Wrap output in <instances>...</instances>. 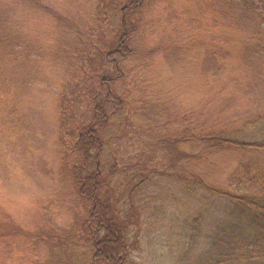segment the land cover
I'll list each match as a JSON object with an SVG mask.
<instances>
[{
    "label": "trees",
    "instance_id": "obj_1",
    "mask_svg": "<svg viewBox=\"0 0 264 264\" xmlns=\"http://www.w3.org/2000/svg\"><path fill=\"white\" fill-rule=\"evenodd\" d=\"M49 1L54 0H0V185L4 173H8L6 167L13 161L22 163L23 147L28 144L22 126L30 119L29 107L16 111L18 105L12 103V97L16 95L19 103L26 101L27 105L37 97L36 93L45 90L36 85L44 81L47 87L51 85L38 66L42 58L39 51L47 41L42 25L55 24L61 30L74 28L89 42L77 54V60L84 62L80 66L83 74L79 75L83 80L76 77L75 81L83 84L84 95L79 97V113L75 106L70 117L73 131L65 166L75 168L71 177L74 187L80 189L77 205L73 206L74 231L82 234L84 245L80 243L89 252L87 264H132V251L125 240L129 222L109 211L114 210L116 198L124 190H129V198L135 185H143L150 176L173 178L181 194L176 203L183 206V215L168 219L179 238V245L170 251V264H264V0H208L205 7L210 9L212 21H205L222 35L221 47L210 50L214 59L219 57L221 72L210 77L213 90L200 100L201 104L180 106L175 129H167L168 134L156 138L146 137L145 133L143 138L137 135L147 130L144 126L148 121L140 115L147 116L142 102L147 103L150 98L157 101L159 97L171 99L159 74L161 66L153 65L152 56H147L162 43L158 41L140 54L144 57L139 62L146 92L138 96L141 112L135 118L137 125L124 134L133 141L121 137V133H109L107 138L104 134L112 126L114 100L128 101L132 94L131 83L124 82L125 77L119 72L131 69L124 67L126 55L136 51L130 28L134 26L133 17L141 10V0L122 3L115 35L100 41L103 51L96 50L89 31L82 33L81 23ZM179 31L185 33L183 28ZM157 32L158 26L151 24V40L156 39ZM175 32L176 28H170L171 34ZM61 40L65 45L63 35ZM194 41L186 39L185 44L192 47ZM123 45L127 54L120 51L114 60L105 57L107 49ZM168 47L173 49L179 44L171 42ZM170 55L173 66L181 64L178 52ZM133 60L138 59H127L129 67ZM163 60L167 65L169 56ZM20 137L25 142L18 145ZM122 138L126 140L124 144H131L133 155L111 156V160L108 157L103 161L104 153ZM157 148L162 149L165 159H149V150ZM92 161L94 171L89 170ZM76 171L80 173L73 176ZM123 206L122 213L131 218L134 207L130 201L127 199ZM9 214L0 210V264L9 261V237H22L27 244L28 239L42 238L22 229ZM45 235L46 243L57 244L56 237ZM173 238L170 233L169 239ZM137 255L143 257L141 253Z\"/></svg>",
    "mask_w": 264,
    "mask_h": 264
},
{
    "label": "rangeland",
    "instance_id": "obj_2",
    "mask_svg": "<svg viewBox=\"0 0 264 264\" xmlns=\"http://www.w3.org/2000/svg\"><path fill=\"white\" fill-rule=\"evenodd\" d=\"M126 1L128 4L137 0L49 2L67 16L71 14L81 23L82 33L89 31V34L93 35L96 50H101L100 41H105L107 36L110 38L115 35V28L121 17L120 11ZM206 3L208 0H141V10L133 17L134 26L130 28L137 48L126 55L124 67L125 70L131 69L128 72L124 70L119 72L125 77L124 82L128 80L131 83L129 90L132 94L128 95V101L114 100L112 126L104 137H109V133L115 135L121 133V137L133 141L134 138L124 134L137 125L135 118L141 112L138 96L140 92L141 94L146 92L143 66L142 62H139V59L144 57L140 54L151 49L158 41L162 43V47L147 56H152L150 62L153 65L161 66L162 73L159 74L171 99L164 100L159 97L157 101L150 98L146 100L147 103L142 102L147 116L140 115L147 119L148 123L144 126L147 130L139 133L137 137L143 138L144 133L149 138L168 134L167 129H175V116L180 106L187 108L201 104L200 100L210 94L213 90L210 77L222 69L219 57L216 55L214 59L210 50H218L221 47L222 35L217 34L211 22L205 21L211 18L208 12L210 9L205 7ZM151 24L159 28L155 40H151L150 37ZM173 27L176 28L175 34L170 33V28ZM181 28L185 33L179 31ZM42 29L47 41L39 51L42 58L38 66L40 72L46 74L51 85L47 87L45 81L36 85L45 90L40 94L36 93L37 97L27 105L26 101L19 103L16 95L12 97V103L18 105L16 111H23L29 107L30 119L26 123L23 122L22 126L24 132L22 135L28 144L23 147L25 156L22 155V163L11 162L6 167L8 173H4V182L0 185V210H7L11 213L7 216L14 219L22 229L41 235L42 238L28 239L27 244L23 242L26 239L22 237H9L6 241L11 242L9 245L11 253L7 256L9 258L7 264H87L89 252L83 246L82 234L74 231L76 211L73 206L77 205L79 200L77 194L80 193V189L74 187L71 174L75 168L65 166V156L73 131L70 117L73 109H76L75 106L79 107V113L81 109L79 97L84 95L83 84H76L75 81L76 77L80 78L79 75L83 74L80 66L84 63L77 60V54L80 55V51L87 47L86 42L89 41L85 37L81 38L74 28L71 30L70 27H65L61 30L54 24L52 27L42 25ZM62 35L66 38L65 45L62 44ZM186 39L188 41L195 39V44L189 47L185 44ZM171 42L179 44V47L170 49L168 44ZM118 47L107 49L105 57L114 60L120 51L127 54L128 49H125L124 45ZM184 48L185 52L182 51ZM172 52H178L177 59L181 64L175 66L171 64L174 59L170 55ZM167 55L169 62L165 65L163 57ZM88 56L91 59L96 57ZM32 57L38 59L35 55ZM133 57L138 60H133L129 67L127 59ZM206 64L207 67L204 68ZM86 74H90L89 70ZM80 79L83 80V77ZM125 141L123 138L119 139L111 151L105 150L103 161L108 160V157L110 159L111 156L131 157L133 155L129 147L131 144H124ZM24 142L22 137L17 140L18 145ZM149 151L151 153L149 159H165L162 149ZM92 163L89 170L94 171L95 162ZM78 173L80 172L76 171L73 176ZM176 185L173 178L150 176L143 185H135L129 198V190H124L116 198L115 208L114 210L112 208L109 214L125 223L129 222V234L125 240L128 250L132 251V264H170V251H174L176 245H179V238L176 236L177 230L170 228L172 222L168 219L180 218L184 212L183 206L176 203L177 196L181 195ZM127 199L134 207L131 218L122 213ZM170 233L174 236L172 240L169 239ZM45 234L56 237L57 244L46 243L44 239L48 237ZM116 237L119 238V235ZM172 246L175 247L172 249ZM138 253L143 254V257L140 258Z\"/></svg>",
    "mask_w": 264,
    "mask_h": 264
}]
</instances>
